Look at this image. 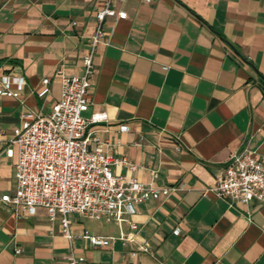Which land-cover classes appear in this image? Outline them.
I'll return each instance as SVG.
<instances>
[{
	"label": "crops",
	"instance_id": "obj_1",
	"mask_svg": "<svg viewBox=\"0 0 264 264\" xmlns=\"http://www.w3.org/2000/svg\"><path fill=\"white\" fill-rule=\"evenodd\" d=\"M103 1L0 0L4 139L23 113L51 112L62 91L59 68L82 73ZM112 6L126 18L104 21L106 41L93 58L96 83L83 116L104 115L89 130L137 165L133 171L117 165L116 175L176 189L135 207L136 242L126 246L91 247L83 230L117 235V223L69 214L79 264H264V203L229 206L208 190L233 154L264 155V0H113ZM4 76L23 83L4 87ZM45 77L49 92L40 96ZM14 162L0 150V196L13 191ZM49 222L42 207L17 215L0 203V264H68L69 244L58 222L53 233ZM143 244L150 253L132 254Z\"/></svg>",
	"mask_w": 264,
	"mask_h": 264
},
{
	"label": "built area",
	"instance_id": "obj_2",
	"mask_svg": "<svg viewBox=\"0 0 264 264\" xmlns=\"http://www.w3.org/2000/svg\"><path fill=\"white\" fill-rule=\"evenodd\" d=\"M112 1L104 0L96 12V27L87 38L88 49L82 56V73L66 75L62 68L56 71L62 91L51 112L29 110L22 114L20 126L13 130L11 138L4 139L0 133V150L15 161L13 191L1 195L0 203L11 206L17 215H32L38 207L44 208L50 232H54V224L58 222L69 244L68 264H79L83 259L73 250L75 235L69 214L117 223V235L101 236L83 230L80 237L91 247L100 250L117 241L126 246L136 242L138 226L132 219L135 207L150 199L168 198L176 189L116 175L113 168L117 165L129 171L135 170L137 165L116 157L89 130L90 124L103 120L104 115L94 114L91 119L83 116L90 107L96 83L93 58L98 46L106 41L104 21L107 17L126 18V12L113 7ZM167 68L163 66L164 70ZM10 82L22 85L23 79L2 78L4 87ZM49 83V77L43 78L40 96L47 95ZM91 142L95 144L93 148ZM150 173L156 176V171ZM214 184L208 190L229 206L264 203V155L250 149L233 154ZM124 223L128 224V232L123 229ZM137 251L150 253L151 248L143 244L132 254Z\"/></svg>",
	"mask_w": 264,
	"mask_h": 264
}]
</instances>
